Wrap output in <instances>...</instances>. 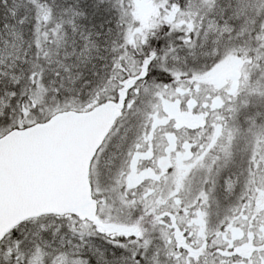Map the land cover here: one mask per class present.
Instances as JSON below:
<instances>
[{"label": "snow or ice", "instance_id": "obj_1", "mask_svg": "<svg viewBox=\"0 0 264 264\" xmlns=\"http://www.w3.org/2000/svg\"><path fill=\"white\" fill-rule=\"evenodd\" d=\"M0 264H264V0H0Z\"/></svg>", "mask_w": 264, "mask_h": 264}]
</instances>
